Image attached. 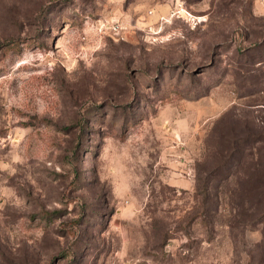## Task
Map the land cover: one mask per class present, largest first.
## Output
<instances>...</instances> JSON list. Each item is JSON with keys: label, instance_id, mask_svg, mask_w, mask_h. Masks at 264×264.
<instances>
[{"label": "rangeland", "instance_id": "374dc122", "mask_svg": "<svg viewBox=\"0 0 264 264\" xmlns=\"http://www.w3.org/2000/svg\"><path fill=\"white\" fill-rule=\"evenodd\" d=\"M0 264H264V0H0Z\"/></svg>", "mask_w": 264, "mask_h": 264}]
</instances>
